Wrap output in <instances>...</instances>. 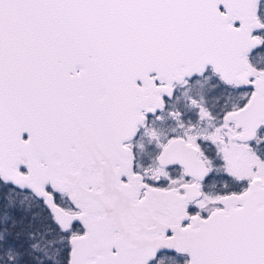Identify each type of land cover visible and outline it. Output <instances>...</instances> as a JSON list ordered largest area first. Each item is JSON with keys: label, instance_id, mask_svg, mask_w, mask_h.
<instances>
[{"label": "snow or ice", "instance_id": "6c2138e0", "mask_svg": "<svg viewBox=\"0 0 264 264\" xmlns=\"http://www.w3.org/2000/svg\"><path fill=\"white\" fill-rule=\"evenodd\" d=\"M0 264H264V0H0Z\"/></svg>", "mask_w": 264, "mask_h": 264}]
</instances>
